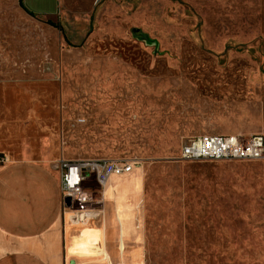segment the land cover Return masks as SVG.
<instances>
[{"label":"rangeland","instance_id":"1","mask_svg":"<svg viewBox=\"0 0 264 264\" xmlns=\"http://www.w3.org/2000/svg\"><path fill=\"white\" fill-rule=\"evenodd\" d=\"M58 1L0 0V135L133 163L120 264H264V159L180 158L264 135V0Z\"/></svg>","mask_w":264,"mask_h":264},{"label":"crops","instance_id":"2","mask_svg":"<svg viewBox=\"0 0 264 264\" xmlns=\"http://www.w3.org/2000/svg\"><path fill=\"white\" fill-rule=\"evenodd\" d=\"M16 1L33 13L24 0ZM64 1H58L59 7ZM0 154L6 157L0 164V264H120L117 241L119 233L127 231L121 224L118 231L113 217L117 203L112 197L120 195L118 183L123 175L114 176L107 187L103 220L73 224L62 200L61 158L54 157L48 147L33 145L29 137L16 135H0ZM62 156L80 160L65 152ZM87 232L100 242L91 254L74 249Z\"/></svg>","mask_w":264,"mask_h":264},{"label":"built area","instance_id":"3","mask_svg":"<svg viewBox=\"0 0 264 264\" xmlns=\"http://www.w3.org/2000/svg\"><path fill=\"white\" fill-rule=\"evenodd\" d=\"M186 161L264 159V135L244 137L237 134H202L190 138L181 148ZM6 157L0 154V164ZM133 163L116 159H80L60 161L62 200L73 224L103 220L107 187L114 176L130 173ZM66 199L70 204H66Z\"/></svg>","mask_w":264,"mask_h":264},{"label":"bare ground","instance_id":"4","mask_svg":"<svg viewBox=\"0 0 264 264\" xmlns=\"http://www.w3.org/2000/svg\"><path fill=\"white\" fill-rule=\"evenodd\" d=\"M128 174V173H127ZM125 175V174H124ZM118 211V210H117ZM100 244V242L93 236L92 232H87L83 238V240H81L79 243H77V245H75L74 249L78 250L80 253H87V254H91L93 253V248ZM102 245L103 244V240H102ZM103 247V246H102ZM101 249V248H100ZM104 249V248H103ZM96 252V251H95ZM125 259V258H124Z\"/></svg>","mask_w":264,"mask_h":264},{"label":"water","instance_id":"5","mask_svg":"<svg viewBox=\"0 0 264 264\" xmlns=\"http://www.w3.org/2000/svg\"><path fill=\"white\" fill-rule=\"evenodd\" d=\"M66 204L69 205L70 204V200L66 199Z\"/></svg>","mask_w":264,"mask_h":264},{"label":"trees","instance_id":"6","mask_svg":"<svg viewBox=\"0 0 264 264\" xmlns=\"http://www.w3.org/2000/svg\"><path fill=\"white\" fill-rule=\"evenodd\" d=\"M21 1V3H22V0H20Z\"/></svg>","mask_w":264,"mask_h":264}]
</instances>
